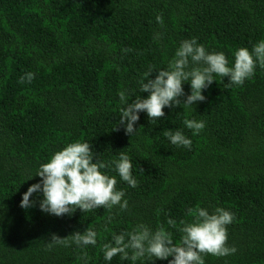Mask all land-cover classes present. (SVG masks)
Here are the masks:
<instances>
[{
    "label": "trees",
    "instance_id": "obj_1",
    "mask_svg": "<svg viewBox=\"0 0 264 264\" xmlns=\"http://www.w3.org/2000/svg\"><path fill=\"white\" fill-rule=\"evenodd\" d=\"M193 38L232 66L237 49L264 40V0H0V264H132L119 255L105 261L102 245L141 223L163 226L178 242L167 221L179 226L197 205L236 216L227 229L236 253L205 256V264H264V69L231 89L217 77L204 102L165 108L160 120L140 113L131 137L113 131L123 106L118 93L129 103L146 98L144 73L166 69ZM28 73L34 78L21 83ZM183 88L191 93L188 83ZM185 119L205 127L194 136ZM166 130H181L191 149L171 144ZM72 142L90 143L110 164L102 171L116 177L126 211L55 217L40 211L38 194L30 198L35 207L19 206L40 182V165ZM121 151L133 164L135 188L111 166ZM88 227L98 234L96 246L46 249L51 234L66 238Z\"/></svg>",
    "mask_w": 264,
    "mask_h": 264
},
{
    "label": "clouds",
    "instance_id": "obj_2",
    "mask_svg": "<svg viewBox=\"0 0 264 264\" xmlns=\"http://www.w3.org/2000/svg\"><path fill=\"white\" fill-rule=\"evenodd\" d=\"M157 22L163 23L161 16L157 17ZM233 55L234 62L229 66L223 52H209L195 38L182 41L166 69L154 71L150 66L144 73L140 80V92L147 93L146 98L141 96L129 103L124 91L118 93L123 106L119 109V125L113 131L123 128L125 135L131 137L138 131L134 126L140 119V113H146L149 121H156L165 116V108L173 109L181 105L193 108L194 104L205 101L202 93L217 82V77L222 83L224 78H228L224 84L226 89L242 86L255 75L257 66L264 69V40L253 45L251 50L241 47ZM153 74L155 78H151ZM33 78L34 74L28 73L20 78V82L23 83L25 79L31 82ZM185 83L190 85L191 93L188 95L184 92ZM183 123L194 136L199 135L205 127L202 120L185 119ZM164 134L171 144L191 149V139L181 130H166ZM111 166H114L113 170L121 181L132 188L138 186L132 174L133 164L123 151L118 159L111 162ZM109 167L110 164L96 158L90 143H69L54 153L47 163L40 165L35 175L40 182L27 189L19 206L25 210L35 207L37 201L30 198L38 194L42 196L38 201L40 211L55 217L71 216L78 209L82 213L101 208L109 212L113 208L126 211L128 201L123 199L125 193L117 190L116 177L102 171ZM187 216L191 219L181 220L179 226L172 219L167 221L180 233L178 242L174 240L173 233L163 226L153 230L141 223L130 232L113 234L112 242L102 245L104 260L112 261L119 255L122 260H130L132 264H137V261L154 264L157 260H167L168 264H205V256L220 258L236 253L237 249L229 247L227 243L228 226L236 220L234 213L220 207L210 213L197 205L187 210ZM97 235L91 227L83 234L76 231L66 238L51 234L46 249L72 245L80 249L94 247ZM86 257L85 252L82 258ZM169 257L172 259L169 260Z\"/></svg>",
    "mask_w": 264,
    "mask_h": 264
}]
</instances>
